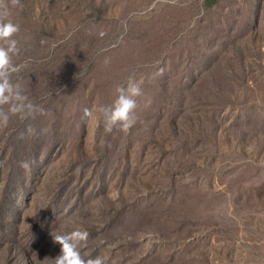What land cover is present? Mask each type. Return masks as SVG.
Here are the masks:
<instances>
[{
  "label": "rangeland",
  "instance_id": "1",
  "mask_svg": "<svg viewBox=\"0 0 264 264\" xmlns=\"http://www.w3.org/2000/svg\"><path fill=\"white\" fill-rule=\"evenodd\" d=\"M5 8L33 107L0 103V264H54L74 228L85 261L264 264V0ZM130 79L135 122L105 133Z\"/></svg>",
  "mask_w": 264,
  "mask_h": 264
},
{
  "label": "clouds",
  "instance_id": "2",
  "mask_svg": "<svg viewBox=\"0 0 264 264\" xmlns=\"http://www.w3.org/2000/svg\"><path fill=\"white\" fill-rule=\"evenodd\" d=\"M0 15L8 17L9 10L7 8L3 9ZM18 31L19 26L11 20L0 22V39L3 40L5 45L0 47V103L14 101V103H10L9 111L15 113L24 112L27 109L30 113L33 106L30 103H24L26 97L19 90V86L10 81L8 74L11 66V56L18 51L16 40L10 39V37ZM116 92V98L111 106L98 107V111L102 115L105 133L111 132L114 127L126 131L135 122L133 110L136 107V100L134 97L141 94L138 82L130 79L126 87L118 86ZM83 111L85 117L90 115L89 109L85 108ZM0 115L5 121L7 120V113ZM23 166L27 167V162ZM87 237V231L79 228L53 236L52 239L60 245V252L54 258V264H103V258L101 257L88 259L87 261L81 258L79 248L81 242L85 241Z\"/></svg>",
  "mask_w": 264,
  "mask_h": 264
}]
</instances>
